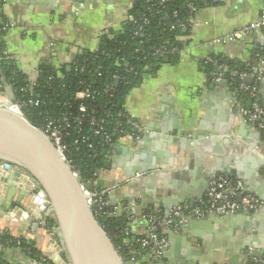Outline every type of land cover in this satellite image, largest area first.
Here are the masks:
<instances>
[{
    "label": "crops",
    "instance_id": "crops-1",
    "mask_svg": "<svg viewBox=\"0 0 264 264\" xmlns=\"http://www.w3.org/2000/svg\"><path fill=\"white\" fill-rule=\"evenodd\" d=\"M133 1L7 0L2 8V14L10 25L3 37L5 48L18 69L27 76L30 83H34L39 77L40 65H50L57 74L63 66L70 68L81 52L96 51L103 31L120 30L123 22L128 19L127 11ZM214 3L213 6L196 11L190 22L189 35L180 38L185 45L178 62L162 65L155 76L144 77L141 84L127 95L125 110L141 126L140 141L137 143L127 137L110 150L111 155L106 156L109 170L119 162L130 165L133 155L149 158L153 166L150 174L165 175L160 179V184L156 183L154 187L158 194L160 190L163 191L162 187L167 181H172V185L167 188L171 197L174 191H178L180 177H169L171 173L186 168L190 173L201 176L206 169V160L218 158L223 161L227 158L229 150L223 144V139L230 140L231 136L252 139L249 130L251 126L239 116L241 103L236 88L232 83L208 78L200 70L199 64L211 55L221 56L226 63L236 65L248 62L254 46L259 42L264 44V30L258 34L222 40L255 21L264 9V0H215ZM258 100L264 106V65L258 83ZM234 110H237V114ZM200 122L203 123V129L229 132V135L222 134L219 137L221 153L215 152L207 157L198 152V156L190 157L194 150L181 151V136L178 134H182V131L187 133V128L193 129ZM170 132H176L177 135L170 136ZM235 144L232 141L231 145ZM242 144L245 145L243 140ZM118 145L127 147L128 151L123 155H115ZM240 163L241 159L235 157L229 165ZM183 176L186 179L187 175ZM107 178H103V183L108 182ZM231 178L237 179L234 172ZM245 180L249 182V187L260 189L264 196V167L257 174L245 177ZM6 197L5 193L0 197V237L25 239L44 256L47 255L49 263L45 264H53L49 259L52 252L49 250L48 227L41 226L40 222L35 224L31 218L28 221L20 220L21 214L18 211L10 217L8 213L17 208V202L20 201L16 195L11 198V202H7ZM191 198V201L195 200ZM106 202L111 207L112 202L116 201L106 193ZM260 203L259 219L252 220V226H248L240 215L231 220L229 218L224 225L210 220L200 226H193L194 238L191 241L187 239L186 233L174 231L177 227L161 224L157 233L168 242L165 254L169 260H165V263L241 264L243 256L239 250L244 246L241 238L248 227L257 232L251 238L256 237L264 246V202ZM130 204L133 211L130 228L135 239L146 233V223L140 216L145 209L155 207L165 213L160 204L143 199L131 201ZM118 207L119 213L127 210L122 204ZM194 222L198 224V220ZM195 235L201 240L195 238ZM193 251H197V254L192 253L191 256L196 257L188 258L184 253L190 254ZM0 252L12 264H34L16 247L6 248L0 243Z\"/></svg>",
    "mask_w": 264,
    "mask_h": 264
},
{
    "label": "trees",
    "instance_id": "trees-1",
    "mask_svg": "<svg viewBox=\"0 0 264 264\" xmlns=\"http://www.w3.org/2000/svg\"><path fill=\"white\" fill-rule=\"evenodd\" d=\"M6 1L0 0V23H7L2 14ZM159 1L134 0L127 11L128 19L120 30L103 31L96 51L81 52L69 70L63 66L57 74L50 65H40L39 77L34 83H30L18 69L12 56H0V92L6 87L13 89L15 102L33 126L43 129L51 122L60 128L63 156L84 182H95L103 170L107 153L125 138L136 134L127 124L129 115L125 110V99L144 77L155 76L164 64L178 62L185 45L180 38L189 35L190 22L196 13L190 11V6L198 11L215 4V0H168L163 4ZM143 18L148 21L145 25H142ZM180 23L182 27H178ZM5 33L0 32L1 50L6 49ZM162 48L169 50L168 53L163 56L155 54ZM209 58L212 61L200 62V70L211 79L220 74L235 87L237 79H232L230 73L250 74L254 68L263 67L264 47L255 45L249 61L237 65L226 63L221 56L211 55ZM84 90H88L90 97L78 99L77 94ZM239 101L241 106L250 103L245 94H239ZM81 105L85 107L84 113L79 111ZM96 190L100 189L96 187ZM104 197L106 200V195ZM95 218L123 258H128L130 251L139 250L136 242L139 237L131 242L133 220L126 212L112 214L107 205L96 210ZM47 224L52 227L55 221L47 218ZM0 243L6 248H18L33 262L41 256L47 258L23 238L1 236ZM46 263H49L48 258ZM0 264L12 263L0 252ZM247 264L264 263L254 260Z\"/></svg>",
    "mask_w": 264,
    "mask_h": 264
},
{
    "label": "water",
    "instance_id": "water-1",
    "mask_svg": "<svg viewBox=\"0 0 264 264\" xmlns=\"http://www.w3.org/2000/svg\"><path fill=\"white\" fill-rule=\"evenodd\" d=\"M69 69L68 67L67 70ZM246 81L251 83L249 79ZM222 82L226 83L225 80ZM15 99L11 87H6L0 92V197L5 193L7 194L5 200L11 202V198L16 195L20 201L17 202V208H13L8 215L12 217L18 211L21 212L20 220L28 221L31 218L35 220V224L40 222L41 226L48 227L47 235L51 246L49 250L52 252L49 259L53 264H134L130 258H123L118 253L98 224L94 211L87 204L82 188L90 189L92 184L76 179L65 158L51 140L24 116L9 110ZM233 112L237 114V110ZM239 116L244 122V116L241 113ZM190 128H187V133L182 131V134H178L181 136L179 146L182 152L186 149L194 150L190 157L198 156V152L207 157L215 152H222L219 147V137L222 134L229 135L227 130H206L203 129L202 122L188 130ZM249 130L252 138L250 140L238 136H231L230 140L223 139V144L228 147L229 156L223 161L218 158L206 160V169L201 176L190 173L186 168L171 173L169 177H180L178 191H174L172 197L167 189L172 185V181L164 182L163 191L159 189L160 193H157L154 187L156 183L160 184V179L165 175L150 174L153 170L151 160L143 155H133L130 165L119 162L111 170L108 169L109 161L105 160L103 170L98 173L94 185L113 197L116 202H112L111 207L122 204L123 207L130 209L131 201L143 199L160 204L167 218L173 207L191 201V196L195 200L201 198L208 189L209 183L219 174L231 177L234 172L237 179L243 182L245 192L264 202L260 189L249 187V182L245 180V177L257 174L264 167L263 134L251 127ZM169 135L174 136L177 133L170 132ZM242 140L245 145L242 144ZM232 141L237 144L232 146ZM126 151H128L127 147L118 145L114 154L123 155ZM107 154L111 155V152ZM235 157L240 158L241 163L229 165L231 159L234 160ZM143 161L144 164L141 163ZM184 174L187 175L186 179ZM107 176L108 182L103 183V178ZM46 213L55 221L54 229L47 225ZM258 215L243 214L242 217L247 221L248 226H252V220L259 219ZM229 218L231 220L234 217L221 218L213 215L212 218L198 219V224L194 222L195 219H189L185 226L177 227L174 231L186 233L187 239L191 241L194 238L193 226H200L210 220L224 225ZM199 220L202 222L200 223ZM256 234V231L248 227L241 238L244 241L243 248L239 250L243 256L241 264H247L253 258H264V246L256 237L251 238ZM195 236L199 239L197 235ZM134 241L135 238L132 237L131 242ZM184 253L188 258L196 257L191 255L197 254V251ZM167 259V254H164L160 263ZM168 264L175 263L172 261Z\"/></svg>",
    "mask_w": 264,
    "mask_h": 264
},
{
    "label": "built area",
    "instance_id": "built-area-1",
    "mask_svg": "<svg viewBox=\"0 0 264 264\" xmlns=\"http://www.w3.org/2000/svg\"><path fill=\"white\" fill-rule=\"evenodd\" d=\"M151 1V0H150ZM168 0H160L159 3L163 4ZM190 11L195 12L197 9L194 6H190ZM176 16L175 13L173 15ZM147 19H142V25L147 24ZM180 23L178 27H182ZM10 25L9 23H0V32H7ZM140 29V27H139ZM264 30V9L261 11L259 17L249 23L245 28L240 31L233 32L232 34L224 37L222 41L236 39L246 34H258ZM138 34V32H136ZM221 41V40H219ZM218 41V42H219ZM259 47H264L262 42L257 44ZM169 50L166 48L156 50L155 54L163 56L168 53ZM173 51V50H172ZM171 52V51H170ZM8 52L6 49H0V56L7 55ZM207 61H212L210 58L205 59ZM261 66V65H260ZM256 67L253 69V72L250 74H237L236 72H231L230 77L232 79H237L235 82V88L238 94H245L250 99V103L247 106H241L239 111L244 116L245 121L248 125L254 129L264 133V106L259 103L258 100V83L261 79L262 66ZM215 81H223L222 75H218L213 78ZM251 80V83H248L246 80ZM88 90H84L77 94L78 99L89 98ZM9 110L12 112L23 116L21 108L18 103H14ZM81 113L85 112V107L81 105L79 107ZM127 124L132 128L136 134L130 136L135 142L140 141L141 137V126L134 120L132 117L127 116ZM67 126V123L64 125V128ZM53 143L55 148L62 154L64 151V146L62 144V132L59 127L53 126L51 122H48L43 129H40ZM64 157V156H63ZM3 166V165H2ZM7 166V165H5ZM73 176L76 179H80L77 172H73ZM82 181V180H81ZM92 184L90 189L82 188V193L87 198V204L94 211L96 215V210L101 209L104 206H107L105 200L106 193L104 191L96 190L94 188L95 182H90ZM239 197V199H238ZM110 207V206H109ZM126 213L129 215L130 219H133V211L126 207H123ZM112 214H120L119 207L114 206L110 207ZM261 210L260 201L253 195L245 192L243 183L235 178L228 177L226 175L218 176L215 180L209 183V187L206 190L205 194L191 202H184L178 204L170 210L168 217L166 218L161 210L155 207H149L141 213V218L146 223V233L140 236L136 242L138 243V251H130L128 258H130L134 264H156L160 263L163 259L165 251L168 248L167 239L159 235L156 229L161 225L165 224L172 227H182L185 226L189 219H202L208 218L213 215L219 217H237L243 216V214L255 215L259 214ZM21 214V212H20ZM47 221L48 214H45ZM54 229V226L50 227ZM127 245V244H126ZM47 258L41 256L38 258L34 264H45ZM263 262L262 259H251V261ZM161 264V263H160ZM162 264H168L162 262Z\"/></svg>",
    "mask_w": 264,
    "mask_h": 264
}]
</instances>
